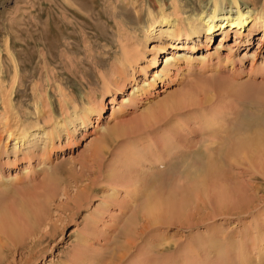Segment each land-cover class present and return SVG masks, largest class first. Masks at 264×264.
<instances>
[{
    "label": "rangeland",
    "instance_id": "rangeland-1",
    "mask_svg": "<svg viewBox=\"0 0 264 264\" xmlns=\"http://www.w3.org/2000/svg\"><path fill=\"white\" fill-rule=\"evenodd\" d=\"M176 2L177 10H173L171 0H0V180L2 176L20 177L23 185H17L19 188L52 181H57L60 186L59 196L53 202L44 199L41 188L37 189V193L42 196L39 198L44 199V202L46 200L48 206L46 214L50 222L48 220L44 230L49 231L51 237L46 235L38 238L40 242L37 244L30 238L25 240L27 246L34 250L29 252L30 250L25 249L21 254L13 252L2 256L0 264H62L74 252L80 237L86 239L89 251L101 256L109 254L111 249L121 254L123 246L126 251L118 264H222L224 258L217 251L206 249L198 255L192 253V243L195 240L207 239L212 235L211 232L217 233L218 230L221 231V236H228L234 243L233 251H229L234 264H246L239 259V251L244 252L243 256H250L252 261L264 257V153L252 160L239 158L236 165L233 163L232 172L229 170L234 178L233 182L247 189L253 199L245 211L239 213L234 208L230 209L235 210L233 213L217 214L211 184L202 196L197 194L187 208V221L156 223L150 225L142 234L132 231V244L129 246L123 245L126 243L121 235L122 227L130 216V211L126 214L122 211V200L126 194L121 186L108 184L103 177L111 159L120 150H124V146L113 148L106 155L101 169L100 164L95 163L96 159L92 157V152H95L94 145L104 131V126L116 128L145 120L148 123L154 122L155 118L163 117L160 114L161 105H166L170 98L184 94L189 88L196 91L194 95L196 99H200L204 97L203 92L197 93L196 87H204L209 93L212 91L213 80L219 76L231 78L235 85L250 84L264 88V35L261 37L263 31L260 28L250 29L249 35L245 30L239 37H236L233 28L229 26L219 28L211 35L201 32L188 40L187 44H192V50L177 52L178 55L185 56L184 60L170 67L165 76H153L154 71H160L164 66V56L174 50L169 45L172 42L170 36L166 32L160 33L166 26L158 22L152 28L151 37L144 42L149 10L155 16L158 15L159 19V3H162L165 14L174 20L198 13L209 5L208 0ZM262 2L263 0L257 1L258 5L255 6L260 7ZM252 4L248 1L242 5L254 9ZM119 38L128 48L137 46L134 48L140 50L142 57L140 56L134 66V74L127 75L122 89L102 93V76L109 74L112 58L120 52ZM155 55L157 62L153 67L152 58ZM15 68L17 74L13 83ZM147 82H151V85L144 86ZM134 87L140 90L131 97ZM9 91L12 93L13 112H6L4 109L6 101L2 94L6 95ZM60 91L68 100L67 104L62 103ZM216 96L215 99L219 98ZM101 98L103 108L98 118L96 114H92L90 122L85 126L79 124L78 120L75 121L74 124L78 125L74 133L69 131L68 134L62 130L60 137L54 139L50 148L44 146L39 137L32 144H17L18 150L15 152L14 141L6 139L9 129L38 122L34 101L44 104V118L50 121L49 119L65 117L67 113L64 112L72 111L74 105L87 106L93 101L97 104ZM232 98L224 96L217 99L218 104L213 113L210 110L204 115L191 111L190 107L181 111H166L168 118L152 126L156 129L154 133L147 134L148 129H141L142 132L134 135L141 134V144L152 142L153 138V141H158L156 142L159 147L162 144L160 136L166 135L170 127H177L182 140L206 137L211 129H204V118L212 119L213 126L220 127L227 126V119L236 115L233 111L238 107ZM228 111L232 113L229 115ZM151 112L154 118L149 119L147 115ZM199 114L201 116L198 117ZM171 116H175V119ZM168 119L171 121L167 124ZM39 123H44L43 118L39 119ZM68 127L71 130L74 125L70 124ZM166 174L168 173L160 178L163 177L164 180ZM74 176L79 179V188L89 182L95 184L94 197L75 210V213L68 212L63 203L59 204V201L68 200L66 195L61 194V188H66L68 197H72L78 190ZM179 181L173 183L177 182L174 187L186 185L184 180ZM178 182L182 184L179 185ZM102 186L105 187L103 193ZM112 189L115 192L112 193ZM125 207L123 204L126 211ZM88 219L94 221V232L89 235L85 232ZM187 222L190 227L184 226ZM37 237L36 234L34 241ZM162 248L170 249L171 252L176 250L174 262L169 263L166 262L167 258L163 259ZM255 261L254 264H257Z\"/></svg>",
    "mask_w": 264,
    "mask_h": 264
},
{
    "label": "bare ground",
    "instance_id": "bare-ground-1",
    "mask_svg": "<svg viewBox=\"0 0 264 264\" xmlns=\"http://www.w3.org/2000/svg\"><path fill=\"white\" fill-rule=\"evenodd\" d=\"M248 1L252 2V5L255 6L257 1L260 0H208L209 5L206 9L198 13H192L185 18H175L174 20L170 18V15L165 14L162 3H159V9L161 11L159 19L157 18L158 15L155 16V14L149 10L147 18L149 20L146 25L147 33L144 34V42L151 37L152 28L154 24L158 22L159 24H163L162 26H166L165 30L160 31V33L166 32V34L170 36L172 42L169 45L171 49L174 50L171 54H166L164 56V66L160 71H154L153 76H156V78H160L163 75L165 76L170 67H174L176 63L184 60L185 56L182 54L178 55L177 52L184 49L187 51L192 50L193 46L192 44L188 46V40L192 39L194 36H198L201 32H205L206 35H211L217 29L229 26L233 28L236 37H239L242 36L245 30H247L246 32L249 35L250 29L260 28L261 31H263L262 37L264 35V0L260 7L255 6L254 9L247 8L248 6L243 7L242 4H246ZM171 3L173 5V10H177L176 0H171ZM245 8L247 9L245 10ZM137 15L138 13L136 17ZM250 23L251 25L249 26ZM227 30L224 32L227 33ZM119 41H121V38H119L118 42ZM144 42L143 45H145ZM134 47L137 46L128 48L127 45L122 44V41L120 42V52L116 53L115 56L113 55L114 58H112L113 60L108 70L109 74L102 76V93L119 91L124 87L127 75L134 74V66L137 64L140 56L142 57L140 50ZM156 55L152 58L153 67H155L157 62ZM11 59L14 61L12 56ZM128 70L130 71L129 73ZM16 74L17 70L15 68V75L12 76L13 83ZM154 79L155 78L152 79L153 82ZM230 79L231 78L228 79L225 76L215 78L212 82L213 85H211L212 91L209 93V90L205 91L204 87H196V89H198L197 93L200 94L203 92L204 97L200 98L199 95L200 99H196L194 95L196 91L194 92L192 88H189L185 93L183 92V96L179 95L170 98L166 105H161L162 113L160 114L161 116L163 115V117L159 116L161 117L160 119L155 118L156 121L154 122L151 121L148 123V121L144 119L145 121L139 122L138 124L116 126V128H107L104 126L102 128L104 131L100 134V138L94 145L95 152H92V157L96 159L95 163L98 165L100 164L99 168L103 165L106 155L110 154L113 148L124 146V150H120V152H118V154L116 153L115 157L111 159L103 175L108 184H114L116 187L121 186L126 194L125 198L122 200V211L125 214L130 211V216L127 217L128 219L122 227L121 235L125 238L126 243L123 244L124 246L132 244V231L137 234H142L150 225L156 223H173L177 220L187 221V208L192 204L194 198L196 199V195H203V193L206 192L205 190L210 188L209 186H211V184L214 190L213 200L217 207H215L217 209V214L233 213L235 210L230 209L234 208L238 209L236 211L239 213H242L247 207L249 208L250 202L253 200L250 197V193L241 185L237 186L238 184L234 183L235 181L233 182L234 178L230 175L229 170L231 171V168L234 166L233 163L236 165L239 158L252 160L253 158L262 156L264 153V88H258L250 84L243 86L235 85L234 81ZM151 82L145 83L146 85L144 86H150ZM134 89L131 92V97L140 90L138 87H134ZM2 91H5V89L2 88ZM59 94L63 97L64 93L60 91ZM11 95L12 93L10 91L6 95L2 94V96H4V101H6L4 106L6 112H13L14 107L12 105ZM215 95L220 99L224 96L233 97L235 99L234 102L236 101V107L238 108L235 109L233 107L235 111H233V113L236 114V117L234 116L227 119L228 125H220V127H214V121L212 119L209 118V120H205L206 118H204V129H211L208 136L203 137L204 139L182 140L178 133L179 131H177V127H170L167 129L168 134L165 132L166 135L163 133L164 135L160 136L162 144L159 147L158 141H153L152 137V142L141 144L139 142L141 140V134H139V136L134 135L139 131L142 132L141 129H148V131L145 130L147 134L154 133L156 129L152 128V126L160 123L159 121L165 120L164 118L167 117V112L170 111H181L183 108L190 107L191 111L202 113L203 115L210 110L213 113L215 106L218 104L217 99H219H215ZM129 99H126V101H129ZM62 100V103L64 102L67 104L68 100L65 99V97H63ZM34 102V109L37 112L38 122L22 128H20V126L9 129L8 131L6 129V139L14 141L13 146L15 152L18 150L16 148L17 144L21 146L24 144H32L35 143L34 141H38L39 137L43 145L50 148L54 139L60 137L62 130L68 132V134L70 131L73 134L78 125V123L74 124L75 121L78 120L79 124L85 126L90 122L92 114H96L98 118L103 108L102 98L97 104H94L93 101L87 106L79 107L74 105L72 111L64 112L67 113L64 115L65 117L61 119L55 118L54 120L49 119L51 121L50 123L47 118H44L45 112H42L44 104H37V101ZM233 108L231 110H233ZM231 113L229 112L228 114L230 115ZM151 114L152 112L149 115L146 114L149 119H151V117L154 118ZM200 114L198 117L201 116ZM215 117H217L216 112ZM40 118H43L44 123H39ZM170 121L171 119H168L166 123L168 124ZM70 124L74 125L71 130H69L70 128L68 127ZM204 129L201 131H204ZM174 135L179 137L175 136L171 138V136ZM152 151L153 153H151ZM46 154L49 153L46 152ZM146 161L149 162L145 163ZM170 171L171 173H169ZM51 172L53 173V170H51ZM165 173L168 174L165 175L166 177H164L163 180V177H160ZM53 175L56 174L53 173ZM20 176L22 179V175ZM77 180L79 179L74 176V181L78 190L72 197H68L66 188H61V194H64V196L66 195L68 200L59 201V204L63 203L68 212L75 213V210L80 209L92 199V196L94 197L95 188L93 187L95 184L91 181L92 183L89 182V184L79 188L77 186ZM179 180H184L186 182L184 184L186 185H184V187H182V185L180 187H174L175 185L177 186V182L176 184L173 183ZM22 181L23 180H20V177L17 176H2V180H0V259L2 256H8L13 252L21 254L25 249L31 252L34 249L31 247L29 248L25 240L30 238L33 240L34 244H37V242H40L38 238L50 235L49 231L46 229L44 230L49 220L48 214H46L48 211L46 200L55 201V198L59 196L58 191L60 186L56 183L57 181H52L46 184L44 183L43 185L41 182L37 185L31 184V186L17 187V185L22 184ZM179 182V185L182 184ZM38 188H41L43 191L44 194H42V196L46 199L45 202L43 201L44 199L39 198L42 196L37 193ZM104 190L105 187L102 186V193ZM113 192H115L114 189H112V193ZM250 192L253 191L250 190ZM14 194H16V196H14ZM111 197L112 195L110 198ZM123 204L126 206V211L123 208ZM93 222L94 221L90 219L87 221V228L85 231L87 235L94 232L92 228L94 227ZM188 224L189 222L184 226ZM138 225H140V227ZM188 227L190 226L188 225ZM220 232L219 230L217 233L211 232L212 235H209L207 239L200 238L195 240L194 243H192V253L198 255L206 249L217 251L219 255L222 256V259L224 258L222 264H234L233 259L229 255V251H233L234 243L228 236H221ZM36 234L38 237L34 241ZM85 240L82 237L79 238L74 252L62 264H118V260L124 256L126 251L125 249L123 250L124 247L122 246L123 253L121 254L115 251L117 255L113 249H111V252L109 254L107 253L108 255L101 256L99 253L96 254L89 251V245ZM163 249L165 248H162L161 251L164 257L163 259L167 258V260H165L169 263L174 262V253L176 250L171 252L172 250L170 249ZM112 252H114V254H112ZM243 255L244 252L239 251V259L242 260V262L245 261L246 264H250L252 261L249 259L250 256H246L247 254L245 256ZM259 258L258 261H254L257 264L259 262H261L260 264H264V257ZM254 261H252V264H254Z\"/></svg>",
    "mask_w": 264,
    "mask_h": 264
}]
</instances>
